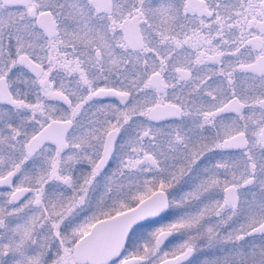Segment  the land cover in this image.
<instances>
[{
    "label": "snow or ice",
    "instance_id": "obj_1",
    "mask_svg": "<svg viewBox=\"0 0 264 264\" xmlns=\"http://www.w3.org/2000/svg\"><path fill=\"white\" fill-rule=\"evenodd\" d=\"M0 264H264V0H0Z\"/></svg>",
    "mask_w": 264,
    "mask_h": 264
}]
</instances>
